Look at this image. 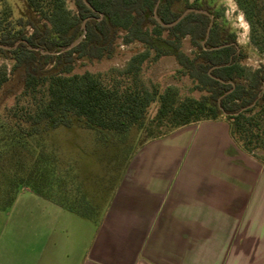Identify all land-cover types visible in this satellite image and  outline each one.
<instances>
[{
    "label": "trees",
    "instance_id": "1",
    "mask_svg": "<svg viewBox=\"0 0 264 264\" xmlns=\"http://www.w3.org/2000/svg\"><path fill=\"white\" fill-rule=\"evenodd\" d=\"M69 1L75 12L68 8ZM234 1L251 27L250 45L264 55V0ZM25 2L35 20L20 19L19 23L30 27V33L15 32L13 27L3 31L0 26V51L11 55L13 71H23L21 93L0 115L5 122L0 125L4 131L0 210L12 207L22 190H31L76 215L100 217V206L88 199L86 183L83 193L76 176L68 168H59L57 155L47 145L49 131L71 130L75 121L81 122L82 130L111 134L123 143L134 129L146 133L148 142L192 124L224 120L236 144L258 159L254 153L264 149V63L257 69L242 64L246 51L238 46L235 34L219 23L211 5L199 0ZM156 7L166 24L191 8L208 14L191 12L175 26L163 27L155 19ZM82 35L78 45L66 50ZM120 35L124 44L140 43L145 50L123 68L103 74L73 73L77 60L112 58ZM185 38L196 50L192 57L182 50ZM164 56L175 58L178 73L204 92L200 98L183 97L172 86L162 91L147 85L146 64ZM9 80L7 68L0 67V93ZM154 104L158 106L150 118ZM135 154H130L126 169Z\"/></svg>",
    "mask_w": 264,
    "mask_h": 264
},
{
    "label": "crops",
    "instance_id": "2",
    "mask_svg": "<svg viewBox=\"0 0 264 264\" xmlns=\"http://www.w3.org/2000/svg\"><path fill=\"white\" fill-rule=\"evenodd\" d=\"M0 264H264V164L228 123L180 128L136 152L95 220L22 190Z\"/></svg>",
    "mask_w": 264,
    "mask_h": 264
},
{
    "label": "rangeland",
    "instance_id": "3",
    "mask_svg": "<svg viewBox=\"0 0 264 264\" xmlns=\"http://www.w3.org/2000/svg\"><path fill=\"white\" fill-rule=\"evenodd\" d=\"M199 1L211 5L219 23L235 34L238 46L247 53V58L242 62L243 65L249 69H257L261 63H264V55L250 45L251 27L234 0ZM67 5L71 11L75 12L76 8L72 1H69ZM176 8L182 11L183 6L178 4ZM28 18L35 20L25 0H0V26L3 31L8 27H13L15 32L30 33L32 31L30 27L24 28L19 23L20 19L26 21ZM114 46L115 52L112 58L77 60L73 73L103 74L114 68H123L132 56L145 50L140 43L124 44L122 35L115 41ZM4 49L9 51L10 48L4 47ZM182 50L191 57L194 56L196 50L192 47L190 38L184 39ZM13 64L11 55L8 52L0 51V67L5 66L10 74L9 82L0 93V115L6 108L14 105L16 96L23 89V71L20 69L13 71ZM179 69L180 67L174 57L164 56L156 63L146 64L143 77L149 87L154 84L163 91L172 86L176 87L183 97L200 98L204 92L197 90L195 82L188 76L180 75ZM157 106L158 104L152 106L150 118L155 115ZM220 122L226 123L224 120ZM1 123L5 122L0 117V125ZM80 123L75 121V126L71 130L49 131L47 145L57 155L59 168L61 170L68 168L69 172L76 176L75 182L83 193L84 183H86L88 199L92 204L100 206V216H102L123 177L130 154L137 152L150 141L145 142L148 140L146 133L134 129L122 143L111 134L102 135L82 130ZM3 134L4 131L0 128V137ZM126 152L128 155H124ZM254 155L259 161L264 162V149L256 151ZM84 177H86V182H84Z\"/></svg>",
    "mask_w": 264,
    "mask_h": 264
},
{
    "label": "water",
    "instance_id": "4",
    "mask_svg": "<svg viewBox=\"0 0 264 264\" xmlns=\"http://www.w3.org/2000/svg\"><path fill=\"white\" fill-rule=\"evenodd\" d=\"M87 5L90 7V5H89L88 3H87ZM191 12L208 14V12L205 11V10H199V9H193V8H191V9H187V10H185V11L180 15V17H179L176 21H174V22H172V23H168V24H166V23H163V22H162V20L160 19V17H158V15H157V7H156V9H155V19H156V20L158 21V23H160L163 27H172V26H175L176 24H178L181 20H183V19H184L189 13H191ZM87 20H88V19H87ZM87 20H85V21L83 22V25H82V27H83L84 30L86 29V22H87ZM211 26H212V23L210 24V26H209V28H208L207 37H208L209 34H210ZM83 37H84V35H82L79 39L75 40V41H74L69 47H67L66 50H70V49H72L73 47H75L76 45H78L79 42L81 41V39H82ZM202 44L204 45V44H205V41H203ZM5 48H9V47L5 46Z\"/></svg>",
    "mask_w": 264,
    "mask_h": 264
}]
</instances>
